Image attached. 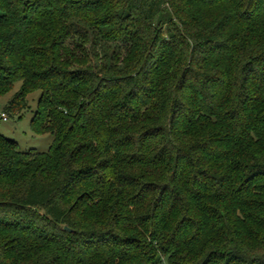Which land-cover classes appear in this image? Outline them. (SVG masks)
<instances>
[{"label": "trees", "instance_id": "obj_1", "mask_svg": "<svg viewBox=\"0 0 264 264\" xmlns=\"http://www.w3.org/2000/svg\"><path fill=\"white\" fill-rule=\"evenodd\" d=\"M18 82L0 264H264V0H0Z\"/></svg>", "mask_w": 264, "mask_h": 264}, {"label": "rangeland", "instance_id": "obj_2", "mask_svg": "<svg viewBox=\"0 0 264 264\" xmlns=\"http://www.w3.org/2000/svg\"><path fill=\"white\" fill-rule=\"evenodd\" d=\"M21 82L16 83L14 89L8 94L0 97V113L6 112L7 105L14 95L20 89ZM40 91H35L28 96L29 107L22 115H10L5 120L0 117V133L12 140L17 141L22 150L46 151L53 142V136L50 133L36 134L32 130L31 120L37 108Z\"/></svg>", "mask_w": 264, "mask_h": 264}, {"label": "built area", "instance_id": "obj_3", "mask_svg": "<svg viewBox=\"0 0 264 264\" xmlns=\"http://www.w3.org/2000/svg\"><path fill=\"white\" fill-rule=\"evenodd\" d=\"M0 116L3 118V119H7L6 115L4 113H0Z\"/></svg>", "mask_w": 264, "mask_h": 264}]
</instances>
